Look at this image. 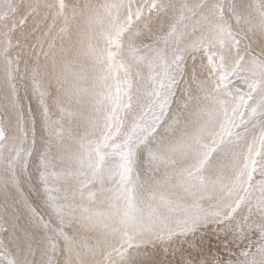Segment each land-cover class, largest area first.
Instances as JSON below:
<instances>
[{
  "label": "snow or ice",
  "instance_id": "1",
  "mask_svg": "<svg viewBox=\"0 0 264 264\" xmlns=\"http://www.w3.org/2000/svg\"><path fill=\"white\" fill-rule=\"evenodd\" d=\"M0 264H264V0H0Z\"/></svg>",
  "mask_w": 264,
  "mask_h": 264
},
{
  "label": "bare ground",
  "instance_id": "2",
  "mask_svg": "<svg viewBox=\"0 0 264 264\" xmlns=\"http://www.w3.org/2000/svg\"><path fill=\"white\" fill-rule=\"evenodd\" d=\"M157 259H159V257H157Z\"/></svg>",
  "mask_w": 264,
  "mask_h": 264
}]
</instances>
